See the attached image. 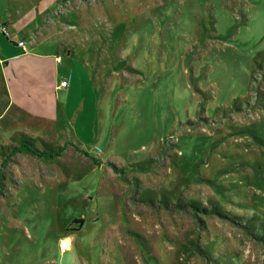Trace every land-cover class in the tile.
<instances>
[{
    "label": "rangeland",
    "instance_id": "rangeland-1",
    "mask_svg": "<svg viewBox=\"0 0 264 264\" xmlns=\"http://www.w3.org/2000/svg\"><path fill=\"white\" fill-rule=\"evenodd\" d=\"M5 20L0 264H264V0H0Z\"/></svg>",
    "mask_w": 264,
    "mask_h": 264
},
{
    "label": "crops",
    "instance_id": "crops-1",
    "mask_svg": "<svg viewBox=\"0 0 264 264\" xmlns=\"http://www.w3.org/2000/svg\"><path fill=\"white\" fill-rule=\"evenodd\" d=\"M4 22L7 23L8 26H10V24H11V20H5ZM11 29L13 30V26H11ZM8 38H9V41H11V42L14 43V44H13L14 46H13L9 41H6V40L4 39L5 44L7 45V46L4 47V48H5V51H7V53H8V51H12V53H8L9 56H6V55H5L4 58H17L18 55H19V53L14 52V51H16L17 45H16V43H15L14 38L11 37V32H10V37H8ZM36 39H37V38H36ZM36 39L33 40V41L36 42ZM20 41H22V40H20ZM20 41H18L17 44H19ZM34 42L31 41V43H33V44H31V46H37L38 43H34ZM42 42H43V41H42ZM19 45H20V44H19ZM11 46H13V48H12ZM26 46H27V42H25V45H20V47H22L23 49H25ZM36 48H37V47H35V48L33 49L34 52H36ZM36 53H37V52H36ZM16 55H17V56H16ZM39 55H40V54H39ZM12 56H16V57H12ZM4 58H2V59H4ZM60 87H61V86H60V83L57 84V88L60 89ZM65 87H69V84H68L67 86H65ZM71 239H72V238L70 237V235H64V236H62V237L60 238V246H61V249H62V250H64V249H68V248L71 247ZM63 240H69V245H68L67 247H64V246L62 245Z\"/></svg>",
    "mask_w": 264,
    "mask_h": 264
},
{
    "label": "built area",
    "instance_id": "built-area-1",
    "mask_svg": "<svg viewBox=\"0 0 264 264\" xmlns=\"http://www.w3.org/2000/svg\"><path fill=\"white\" fill-rule=\"evenodd\" d=\"M0 30H1L6 36L10 37V30H9V26H8L7 23H1V24H0ZM35 36H36V35H35ZM35 39H36V38H35ZM35 39H33V40H35ZM33 40H32V41H33ZM19 44H20V45H25V42H24V41H20ZM61 60H62L61 56H57V61H58V62H61ZM67 85H68V82L65 81V80H63V81L61 82V84H60V86H63V87H65V86H67Z\"/></svg>",
    "mask_w": 264,
    "mask_h": 264
},
{
    "label": "bare ground",
    "instance_id": "bare-ground-1",
    "mask_svg": "<svg viewBox=\"0 0 264 264\" xmlns=\"http://www.w3.org/2000/svg\"><path fill=\"white\" fill-rule=\"evenodd\" d=\"M62 245L67 247L69 245V240H63Z\"/></svg>",
    "mask_w": 264,
    "mask_h": 264
},
{
    "label": "trees",
    "instance_id": "trees-1",
    "mask_svg": "<svg viewBox=\"0 0 264 264\" xmlns=\"http://www.w3.org/2000/svg\"><path fill=\"white\" fill-rule=\"evenodd\" d=\"M262 150H263V149H262ZM249 162H250V161H249ZM255 162H256V160H255ZM249 164H250V163H249ZM261 200H262V201H259V200H258V201H259L260 204H262V206H263V205H264V197H263V196L261 197Z\"/></svg>",
    "mask_w": 264,
    "mask_h": 264
}]
</instances>
